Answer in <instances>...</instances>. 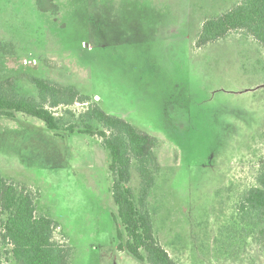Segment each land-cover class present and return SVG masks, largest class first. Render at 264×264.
I'll return each mask as SVG.
<instances>
[{
  "label": "rangeland",
  "instance_id": "rangeland-1",
  "mask_svg": "<svg viewBox=\"0 0 264 264\" xmlns=\"http://www.w3.org/2000/svg\"><path fill=\"white\" fill-rule=\"evenodd\" d=\"M237 2L0 0V81L33 97L30 77L73 86L158 141L147 208L176 264H264L260 226L237 212L264 159V50L237 32L195 45L204 20ZM82 109L59 108L62 126ZM107 165L97 137L60 139L35 119L0 116V174L58 224L70 264H146L116 250Z\"/></svg>",
  "mask_w": 264,
  "mask_h": 264
},
{
  "label": "trees",
  "instance_id": "trees-1",
  "mask_svg": "<svg viewBox=\"0 0 264 264\" xmlns=\"http://www.w3.org/2000/svg\"><path fill=\"white\" fill-rule=\"evenodd\" d=\"M234 32L252 38L264 50V0H238L220 15L204 20L195 45L200 48L213 44ZM29 83L35 88L36 97L19 95L12 80L0 81V116L35 119L60 139L76 133L97 137L108 153L116 250L146 264H176L157 242L147 208L158 169L154 154L158 141L124 120L108 115L94 98L81 94L73 86H61L37 77H30ZM74 105L83 109L77 115L66 110L71 121L63 127L57 110ZM133 168L140 178L136 196L129 187ZM255 183L240 198L237 212L243 219H255L264 247V159ZM57 227L52 219L37 215L35 199L24 187L6 181L0 174V264H5L1 258L4 244L10 248L5 254L11 255L13 264H70L71 248L53 239Z\"/></svg>",
  "mask_w": 264,
  "mask_h": 264
}]
</instances>
